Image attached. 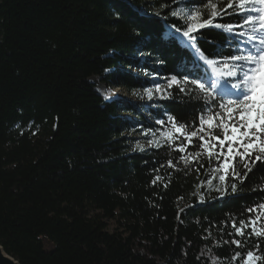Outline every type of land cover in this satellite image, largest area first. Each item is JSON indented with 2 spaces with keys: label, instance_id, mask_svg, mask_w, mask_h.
<instances>
[{
  "label": "trees",
  "instance_id": "1",
  "mask_svg": "<svg viewBox=\"0 0 264 264\" xmlns=\"http://www.w3.org/2000/svg\"><path fill=\"white\" fill-rule=\"evenodd\" d=\"M187 2L0 0V243L21 264H209L210 257L240 264L235 252L257 243L264 254V238L237 248L228 235L233 218L239 224L252 215L248 207L264 202V162L242 184L230 178L217 191L206 156L185 167L167 144L136 151L124 137L125 112L148 129L141 110L198 123L202 101L173 85L158 107L138 110L105 99L92 81L148 88L132 69L158 76L162 89L189 72L208 80L210 66L171 40L184 23L172 11ZM200 32L199 47L219 69L221 57L211 54L234 50L227 34ZM107 220L120 227L108 231Z\"/></svg>",
  "mask_w": 264,
  "mask_h": 264
},
{
  "label": "snow or ice",
  "instance_id": "2",
  "mask_svg": "<svg viewBox=\"0 0 264 264\" xmlns=\"http://www.w3.org/2000/svg\"><path fill=\"white\" fill-rule=\"evenodd\" d=\"M172 15L183 16L184 23L174 28L171 40L177 46H183L186 51L192 50L199 61L213 68L217 64L216 60L205 55L197 43L203 39L200 30L205 27L227 34L225 42L234 49L227 54L220 50L211 54L221 57L220 69L223 71H217L220 77L225 78L223 81H205L199 75L189 72L180 79L172 76L166 89H161L160 85L155 86L156 91L161 92L162 99L171 97L167 89L175 85L179 93L203 102L204 107L197 116L198 123L180 122L168 114L166 120H157L156 123L162 127L168 126L169 130L161 133L163 143L180 153L178 163L183 162L187 167L199 163L200 158L206 156L208 162L214 164L212 172L217 175L212 178L218 179L221 184L216 190L224 192L226 189L223 186L230 182V178L242 184L252 171V166L257 161L264 162V0H188L184 9L172 11ZM225 16L235 19L227 23L218 22V18L223 20ZM145 91L148 98L152 99V90ZM104 98L110 99V96L105 95ZM152 135L155 137L156 134ZM148 144L163 146L159 139H150ZM137 147L144 150L139 143ZM167 165L170 168L176 167L171 159ZM200 167L204 165L201 163ZM159 179L161 177H156L153 183ZM207 183L211 185L212 180ZM230 187L233 193L237 192L236 183H230ZM259 190L264 191V187ZM246 211L252 215L240 219L239 224L233 218L231 227L234 232L228 233L233 237L230 243L237 248H245L251 237L264 238V202L254 204ZM248 229L250 231L246 233ZM237 236L243 237V242L236 239ZM231 259L239 260L240 264H264V254L260 252L259 243L243 253L235 252ZM218 260L210 257L209 264H218Z\"/></svg>",
  "mask_w": 264,
  "mask_h": 264
},
{
  "label": "rangeland",
  "instance_id": "3",
  "mask_svg": "<svg viewBox=\"0 0 264 264\" xmlns=\"http://www.w3.org/2000/svg\"><path fill=\"white\" fill-rule=\"evenodd\" d=\"M150 6L151 5H149L148 7L151 8ZM181 9H184V6L179 8L177 10V12H179ZM185 11H186V9H185ZM151 12H153V10ZM179 18L184 20L183 16H181ZM211 68H212L211 69L212 72H211V74H209L210 76H207L208 80L209 79H220L221 81H223V79H225L224 77H220L218 75V71H217L218 68L217 67L213 68L211 66ZM219 70L223 71V69H220V68H219ZM132 72L138 76H141L143 79L147 80L150 83V86L148 88H144V89H137L134 92H129L123 86H118V85H113L112 87L107 88L102 83V81L99 77H94L92 79V81L98 84V88L103 95L115 96V97L119 98L121 101L125 102L126 104H132L134 106V108H136L138 110L146 109V107H149V108L158 107L159 102H160V100H162V98H160L161 92H157L155 86L161 85L160 84V78L156 75L146 73V72L139 70V69H132ZM145 89H151L152 90V92H153V98L152 99L148 98ZM141 111L144 112V115L147 117L149 122L152 124V128L148 129L145 126H143L135 114H132L130 112H125L122 114L123 117L130 120V124H131L130 129L124 133V137L127 138L128 143L131 146V148L133 150H136V151H141L140 148L137 147V143H139V145L144 150H147L149 148H157L154 146H150L148 144V141L150 139H159L161 144H164L163 143L164 137L161 135V133L167 132L169 130L168 126L162 127L161 125L157 124L156 123L157 120L152 119V117L150 116V114L148 112H146L145 110H141ZM146 132L148 133L147 135L144 134ZM152 133L156 134L155 137H153ZM208 186H209V184L206 185V187H208ZM107 222H108V231H110V232H114L117 230V228L120 227V225L118 223H116L115 221L107 220Z\"/></svg>",
  "mask_w": 264,
  "mask_h": 264
},
{
  "label": "water",
  "instance_id": "4",
  "mask_svg": "<svg viewBox=\"0 0 264 264\" xmlns=\"http://www.w3.org/2000/svg\"><path fill=\"white\" fill-rule=\"evenodd\" d=\"M0 264H21V262L10 255L0 243Z\"/></svg>",
  "mask_w": 264,
  "mask_h": 264
}]
</instances>
